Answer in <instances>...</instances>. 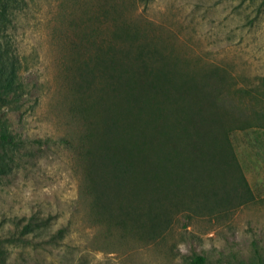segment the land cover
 Instances as JSON below:
<instances>
[{
  "label": "rangeland",
  "instance_id": "1",
  "mask_svg": "<svg viewBox=\"0 0 264 264\" xmlns=\"http://www.w3.org/2000/svg\"><path fill=\"white\" fill-rule=\"evenodd\" d=\"M12 2L3 32L18 88L0 107V134L21 147L0 166V232L12 216L39 214L50 228L34 243L60 228L66 234L56 245L10 246L6 264H187L193 254L212 257L252 239L264 247V126L253 122L230 137L250 203L225 221L173 213L161 238L146 241L97 221L85 182L87 122L72 109L76 67L99 54L91 44L122 51L140 43L175 55L199 78L218 71L223 92L253 121L264 114L263 0ZM99 85L95 80L89 94Z\"/></svg>",
  "mask_w": 264,
  "mask_h": 264
},
{
  "label": "trees",
  "instance_id": "2",
  "mask_svg": "<svg viewBox=\"0 0 264 264\" xmlns=\"http://www.w3.org/2000/svg\"><path fill=\"white\" fill-rule=\"evenodd\" d=\"M12 4L0 0V107L18 88L16 57L3 32ZM101 47L91 44L99 54L77 64L72 103L87 122L85 182L97 221L155 241L173 213L225 221L250 203L254 195L230 137L253 122L264 126V114L256 112L250 122L223 92L225 77L218 71L199 78L184 71L175 55L148 44L122 51ZM95 80L96 95L89 94ZM20 147L15 137L0 134L2 170ZM9 224L0 232V264L10 246L56 245L66 234L60 228L36 244L34 238L50 228L48 218L12 216ZM260 243L225 246L212 257L193 254L187 264H264Z\"/></svg>",
  "mask_w": 264,
  "mask_h": 264
}]
</instances>
